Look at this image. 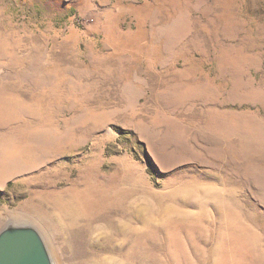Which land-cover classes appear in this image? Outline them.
<instances>
[{"label":"rangeland","instance_id":"rangeland-1","mask_svg":"<svg viewBox=\"0 0 264 264\" xmlns=\"http://www.w3.org/2000/svg\"><path fill=\"white\" fill-rule=\"evenodd\" d=\"M8 225L53 264H264V0H0Z\"/></svg>","mask_w":264,"mask_h":264},{"label":"water","instance_id":"water-1","mask_svg":"<svg viewBox=\"0 0 264 264\" xmlns=\"http://www.w3.org/2000/svg\"><path fill=\"white\" fill-rule=\"evenodd\" d=\"M0 264H53L39 233L29 226L0 231Z\"/></svg>","mask_w":264,"mask_h":264},{"label":"bare ground","instance_id":"bare-ground-1","mask_svg":"<svg viewBox=\"0 0 264 264\" xmlns=\"http://www.w3.org/2000/svg\"><path fill=\"white\" fill-rule=\"evenodd\" d=\"M4 107V106H3ZM6 109V108H5Z\"/></svg>","mask_w":264,"mask_h":264}]
</instances>
